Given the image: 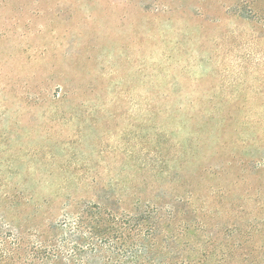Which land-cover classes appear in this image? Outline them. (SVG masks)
I'll use <instances>...</instances> for the list:
<instances>
[{
  "label": "rangeland",
  "instance_id": "1",
  "mask_svg": "<svg viewBox=\"0 0 264 264\" xmlns=\"http://www.w3.org/2000/svg\"><path fill=\"white\" fill-rule=\"evenodd\" d=\"M0 264H264V0H0Z\"/></svg>",
  "mask_w": 264,
  "mask_h": 264
},
{
  "label": "trees",
  "instance_id": "2",
  "mask_svg": "<svg viewBox=\"0 0 264 264\" xmlns=\"http://www.w3.org/2000/svg\"><path fill=\"white\" fill-rule=\"evenodd\" d=\"M93 210H82L77 219V225L79 229H88L87 233L89 235H96V236H105L107 237L110 232L109 230L100 231V228H103L105 224V219L101 216L100 212H92ZM112 235V233H111ZM92 238V237H91Z\"/></svg>",
  "mask_w": 264,
  "mask_h": 264
}]
</instances>
